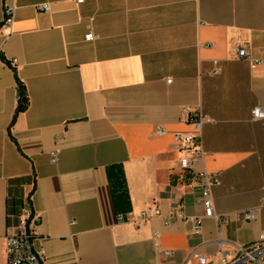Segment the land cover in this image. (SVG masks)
<instances>
[{"label": "crops", "instance_id": "0c3cea01", "mask_svg": "<svg viewBox=\"0 0 264 264\" xmlns=\"http://www.w3.org/2000/svg\"><path fill=\"white\" fill-rule=\"evenodd\" d=\"M4 3L16 13L0 30V264L17 178L33 179L19 193L31 194L25 209L44 264H197L195 250L217 264L218 239L259 238L264 210L251 222L232 218L219 234L206 219L199 236L179 220L130 219L157 208L204 215L200 181L180 169L174 141L192 131L185 108L211 120L195 170L221 182L215 213L260 208L264 120L252 111H264V0H0V25ZM240 49L260 64L239 60ZM19 83L28 108L14 120Z\"/></svg>", "mask_w": 264, "mask_h": 264}, {"label": "built area", "instance_id": "2783aa9c", "mask_svg": "<svg viewBox=\"0 0 264 264\" xmlns=\"http://www.w3.org/2000/svg\"><path fill=\"white\" fill-rule=\"evenodd\" d=\"M5 1V0H3ZM84 0H78V3H83ZM40 12H49V5L43 4L38 7ZM4 17L0 25L1 29H10L15 19L16 7L13 4L4 3L3 6ZM93 34L85 37L86 42L94 41ZM1 53V51H0ZM239 60L248 62L252 68L260 64L259 60H255L245 50L240 49L237 52ZM17 61L12 60L8 66L12 69L16 68ZM216 64V63H215ZM220 69L216 66L213 71L214 75H218ZM188 114V123L192 127V131L187 134H176L174 137L175 143L180 147L181 153L184 155L179 161V167L182 171H192L195 177L200 181L202 188V203L204 209L203 217L190 216L184 213L183 210H170L167 214H163L160 209L146 210L140 213L130 221L137 225L151 221L153 218H161L165 226H170L174 220L183 222L189 228L192 236H199L202 231L204 220H211L217 225L218 234L220 229L228 224L232 218L238 222H251L258 216L259 210H264V198L261 201L259 209H253L243 212L234 213L233 216L217 215L214 210L212 190L214 187L220 186L221 182L217 175L208 173H198L195 170V163L205 156L202 149V128L211 120L205 116L201 109L185 108ZM252 119L254 121L264 120V111L261 108H255L252 111ZM158 134H162L160 129H157ZM52 163H58L59 150L55 149L50 153ZM32 213L30 210L24 209L17 226L14 227V232L6 238V264H44L45 257L43 253H38L34 249L33 234L30 229ZM74 224V223H73ZM158 234L156 233L155 236ZM213 244L217 245V264H264V225L259 235V238L248 244L239 245L228 241L218 239ZM207 244L201 246L205 248ZM227 246L228 248H225ZM158 254L166 259L173 257L171 251H159ZM190 258L197 264H209L210 256L195 250L191 253ZM160 264H169L161 262Z\"/></svg>", "mask_w": 264, "mask_h": 264}, {"label": "trees", "instance_id": "16d2710c", "mask_svg": "<svg viewBox=\"0 0 264 264\" xmlns=\"http://www.w3.org/2000/svg\"><path fill=\"white\" fill-rule=\"evenodd\" d=\"M18 91L19 101L18 107L15 112L14 120L20 113L25 112L28 108V99L26 96V91L21 83H19L18 85ZM27 181H33V179L17 178L9 180V196L7 200L8 224H14V226H17L19 223V218L26 205H31V194L28 196L27 199H24L23 195L19 193L21 186H23Z\"/></svg>", "mask_w": 264, "mask_h": 264}]
</instances>
